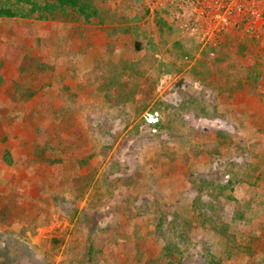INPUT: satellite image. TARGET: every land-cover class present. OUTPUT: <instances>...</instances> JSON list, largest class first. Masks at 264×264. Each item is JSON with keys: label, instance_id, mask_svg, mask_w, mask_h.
Here are the masks:
<instances>
[{"label": "rangeland", "instance_id": "374dc122", "mask_svg": "<svg viewBox=\"0 0 264 264\" xmlns=\"http://www.w3.org/2000/svg\"><path fill=\"white\" fill-rule=\"evenodd\" d=\"M245 1L0 18V264H264V0Z\"/></svg>", "mask_w": 264, "mask_h": 264}, {"label": "trees", "instance_id": "16d2710c", "mask_svg": "<svg viewBox=\"0 0 264 264\" xmlns=\"http://www.w3.org/2000/svg\"><path fill=\"white\" fill-rule=\"evenodd\" d=\"M69 13L84 21L98 17L92 0H0V18L48 19Z\"/></svg>", "mask_w": 264, "mask_h": 264}, {"label": "crops", "instance_id": "0c3cea01", "mask_svg": "<svg viewBox=\"0 0 264 264\" xmlns=\"http://www.w3.org/2000/svg\"><path fill=\"white\" fill-rule=\"evenodd\" d=\"M263 113V112H262ZM262 115L261 116V124L257 125V141L258 140H263L264 141V113L263 114H260ZM258 117V116H257ZM262 149L264 150V146L262 147ZM261 150V144L259 142H257V151H260ZM258 154V152H257ZM259 156V158H258ZM259 159H263V161H259ZM258 168H261L259 169L260 171L257 172V193H260L262 191H264V153L263 154H259L257 155V169ZM33 244H36L38 245L39 243V239L38 241H35L33 242Z\"/></svg>", "mask_w": 264, "mask_h": 264}, {"label": "built area", "instance_id": "2783aa9c", "mask_svg": "<svg viewBox=\"0 0 264 264\" xmlns=\"http://www.w3.org/2000/svg\"><path fill=\"white\" fill-rule=\"evenodd\" d=\"M227 1L224 2V4ZM246 3L245 0H238L237 4H242L244 5ZM255 0L252 1V4H255ZM145 122L148 125L153 126L154 124H156V122L158 121V113L157 112H151V113H147L146 116L144 117Z\"/></svg>", "mask_w": 264, "mask_h": 264}]
</instances>
